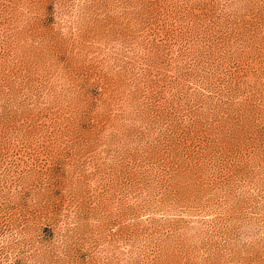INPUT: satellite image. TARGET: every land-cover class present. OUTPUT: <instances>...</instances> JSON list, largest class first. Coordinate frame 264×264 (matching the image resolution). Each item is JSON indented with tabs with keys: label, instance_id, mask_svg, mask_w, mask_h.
Segmentation results:
<instances>
[{
	"label": "rangeland",
	"instance_id": "374dc122",
	"mask_svg": "<svg viewBox=\"0 0 264 264\" xmlns=\"http://www.w3.org/2000/svg\"><path fill=\"white\" fill-rule=\"evenodd\" d=\"M0 264H264V0H0Z\"/></svg>",
	"mask_w": 264,
	"mask_h": 264
}]
</instances>
